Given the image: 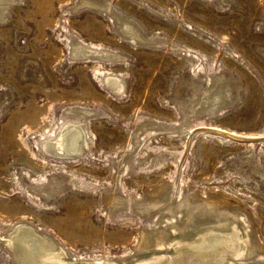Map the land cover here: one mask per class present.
<instances>
[{
    "label": "rangeland",
    "instance_id": "1",
    "mask_svg": "<svg viewBox=\"0 0 264 264\" xmlns=\"http://www.w3.org/2000/svg\"><path fill=\"white\" fill-rule=\"evenodd\" d=\"M72 123L79 154L47 153ZM206 126L264 136V0H0V264L20 226L67 264L235 227L225 262L264 264V141Z\"/></svg>",
    "mask_w": 264,
    "mask_h": 264
},
{
    "label": "bare ground",
    "instance_id": "2",
    "mask_svg": "<svg viewBox=\"0 0 264 264\" xmlns=\"http://www.w3.org/2000/svg\"><path fill=\"white\" fill-rule=\"evenodd\" d=\"M75 50V56L101 53L98 50L86 47H80L77 51ZM105 83L116 91H120L123 86L116 76L109 75L105 77ZM206 127L223 130L214 126ZM83 142L84 138L81 129L72 123L61 129L50 144L45 143L44 148L47 145L48 148H45L48 151L47 153L58 155L59 157L76 155L79 154V149ZM224 231L208 228L189 241L175 242L173 244L174 252L170 255H155L135 264H230L231 261L225 262L223 255H233L234 253V255H237L238 251L242 252L247 248L248 242L242 235L237 234L235 227L229 231ZM7 242L18 264H67L62 260L61 256L63 253L61 249L55 248L50 239L38 234L29 226H20L13 232ZM156 246L162 248L164 244L159 242ZM221 256L223 259H220ZM88 264L117 263L97 261Z\"/></svg>",
    "mask_w": 264,
    "mask_h": 264
},
{
    "label": "water",
    "instance_id": "3",
    "mask_svg": "<svg viewBox=\"0 0 264 264\" xmlns=\"http://www.w3.org/2000/svg\"><path fill=\"white\" fill-rule=\"evenodd\" d=\"M195 131L196 132H199V131L210 132V133L216 134L218 136L225 137L227 139L238 141V142H252V143H254V142L264 141V136H260V137H258V136H239V135L230 133L228 131H223V130H220V129H214V128H210V127L196 128V129H194L192 131V133L195 132ZM189 142H190V138H188L187 144Z\"/></svg>",
    "mask_w": 264,
    "mask_h": 264
}]
</instances>
